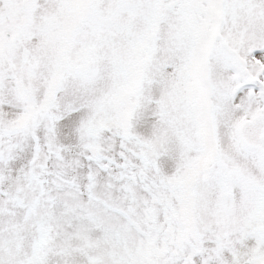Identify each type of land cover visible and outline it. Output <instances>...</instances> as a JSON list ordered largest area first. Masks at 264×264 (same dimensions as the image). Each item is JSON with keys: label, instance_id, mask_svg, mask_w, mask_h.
<instances>
[{"label": "snow or ice", "instance_id": "obj_1", "mask_svg": "<svg viewBox=\"0 0 264 264\" xmlns=\"http://www.w3.org/2000/svg\"><path fill=\"white\" fill-rule=\"evenodd\" d=\"M0 264H264V0H0Z\"/></svg>", "mask_w": 264, "mask_h": 264}]
</instances>
